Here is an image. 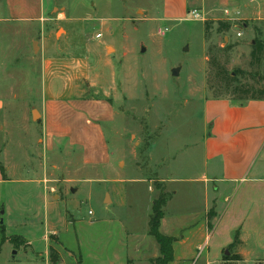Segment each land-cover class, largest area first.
Masks as SVG:
<instances>
[{
  "label": "rangeland",
  "instance_id": "obj_1",
  "mask_svg": "<svg viewBox=\"0 0 264 264\" xmlns=\"http://www.w3.org/2000/svg\"><path fill=\"white\" fill-rule=\"evenodd\" d=\"M176 1L180 18L165 0H44L43 18L26 20L5 19L0 0V264H152L162 191L167 212L201 219L205 98L233 97L222 66L247 72L230 87L261 85L251 52L264 41V0ZM218 20L232 28L217 32ZM218 239L181 264H208ZM248 248L221 264H264Z\"/></svg>",
  "mask_w": 264,
  "mask_h": 264
},
{
  "label": "crops",
  "instance_id": "obj_2",
  "mask_svg": "<svg viewBox=\"0 0 264 264\" xmlns=\"http://www.w3.org/2000/svg\"><path fill=\"white\" fill-rule=\"evenodd\" d=\"M225 1L232 0H222ZM3 2L8 16L5 19L43 18L37 13L39 9L43 11L44 0ZM184 2L189 7L190 1ZM165 5L167 15L169 13L175 18L182 16L184 7L179 6L176 0H165ZM175 9L179 10L176 14L172 13ZM205 99L204 121L208 133L204 140V174L202 182L196 183L203 184L200 189L206 209L201 213L200 220L187 225L184 220L190 218L188 215L177 216L167 212L173 200V197L170 198L164 207L160 227L162 233L174 238V260L168 264L194 260L199 250L208 247L215 235L219 239L212 249L209 248L208 264L235 260H224V254L227 255L225 252L234 243L237 232L240 239L236 245L237 254L241 259L245 260L249 255L250 240L264 250V99L240 101L220 96ZM44 127L48 129L47 124ZM6 180L0 170V184ZM232 193L235 196L232 204L226 211L222 210L217 220L219 210L216 211L214 206L220 204L221 197L229 201ZM212 209L213 217L209 214Z\"/></svg>",
  "mask_w": 264,
  "mask_h": 264
},
{
  "label": "trees",
  "instance_id": "obj_3",
  "mask_svg": "<svg viewBox=\"0 0 264 264\" xmlns=\"http://www.w3.org/2000/svg\"><path fill=\"white\" fill-rule=\"evenodd\" d=\"M213 21L205 22V30L208 33L211 28ZM217 32H227L232 28V23L229 21L218 20L217 21ZM253 45V50L251 52V65L252 66H260L264 62V41L260 39H255ZM245 71H234L228 72L224 66L220 68L218 71V76L227 84V89H231L232 99L234 100H252V99H264V75H260L259 72L255 75L259 74L261 85L255 87L253 85H246L242 83H238L233 87H230L233 82H237L239 74H245ZM251 74V73H250ZM253 75V76H255ZM259 83V84H260ZM171 196H167L163 191L159 194V196L154 200L152 214L150 216V229L149 233L152 235L160 246V255L154 259H151L152 264H168L174 260V250H173V242L174 238L172 236H168L161 232L160 226L161 221L164 217V207L167 205ZM213 209L209 212L210 216L213 217ZM240 243L239 232L235 235L234 243L230 245L229 249L235 247ZM225 259H232L234 256L225 255ZM241 256H236L235 259H241ZM51 258L53 262H57L59 257L57 251L54 248H51Z\"/></svg>",
  "mask_w": 264,
  "mask_h": 264
},
{
  "label": "water",
  "instance_id": "obj_4",
  "mask_svg": "<svg viewBox=\"0 0 264 264\" xmlns=\"http://www.w3.org/2000/svg\"><path fill=\"white\" fill-rule=\"evenodd\" d=\"M110 49V48H109ZM35 50H36V47H35ZM146 49L143 48L142 51H145ZM185 50H188V46L185 48ZM180 73V67H176L172 70V74L174 76H178ZM39 115V112L36 110V109H33V118L35 119L37 116ZM109 194H107V197H108ZM107 199V198H106ZM3 219L1 218V223H3ZM228 253V251L226 252Z\"/></svg>",
  "mask_w": 264,
  "mask_h": 264
},
{
  "label": "built area",
  "instance_id": "obj_5",
  "mask_svg": "<svg viewBox=\"0 0 264 264\" xmlns=\"http://www.w3.org/2000/svg\"><path fill=\"white\" fill-rule=\"evenodd\" d=\"M190 16H191L192 19H196V20L205 19L204 15L202 13H200V11L198 9L192 10L190 12ZM159 31L161 33H163L161 29ZM99 36H101V34H99ZM238 36H242V33L241 32L238 33Z\"/></svg>",
  "mask_w": 264,
  "mask_h": 264
},
{
  "label": "bare ground",
  "instance_id": "obj_6",
  "mask_svg": "<svg viewBox=\"0 0 264 264\" xmlns=\"http://www.w3.org/2000/svg\"><path fill=\"white\" fill-rule=\"evenodd\" d=\"M110 48V47H109Z\"/></svg>",
  "mask_w": 264,
  "mask_h": 264
}]
</instances>
